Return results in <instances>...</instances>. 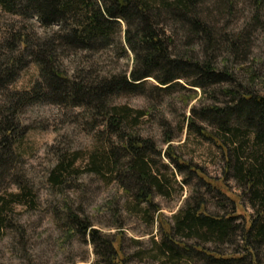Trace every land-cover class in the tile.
<instances>
[{"label": "rangeland", "instance_id": "1", "mask_svg": "<svg viewBox=\"0 0 264 264\" xmlns=\"http://www.w3.org/2000/svg\"><path fill=\"white\" fill-rule=\"evenodd\" d=\"M199 12L204 18L210 16V26L218 33L217 39L229 35L239 40L236 50L231 52L223 43L216 52L197 37L195 46H186L189 37L184 38L177 30L178 25L173 26L171 22L167 25V32L174 40L171 52L195 49V61L211 60L218 69L232 74L235 81L207 84L202 88L179 80L166 87L150 77L142 92L115 98L116 104L131 108L128 133L138 140H148L155 149L154 153L148 151L147 157L153 163L154 172L164 179L166 192L161 194L153 189L152 198L158 210L147 202H138V188L129 178L124 186L109 174L110 170L106 174L88 171L92 154L110 147L111 140L120 151L124 145L116 135L107 130L103 132L104 125H98L93 113L83 107L60 103L29 106L22 119L30 130L16 145L20 155L17 173L29 183L37 201H31L29 196L23 198L25 205L14 203L9 192L16 187L10 183L4 186L8 189L3 191L8 209L6 212L0 209L1 216L7 218L2 223L0 217V264H117L116 259L112 262L106 240L114 241L119 247L121 264H219L185 251L168 254L165 253L168 249L160 251V248L165 240L164 231L175 224V215L198 201H203L213 214L234 211L232 199L238 202V213L249 217L255 212L244 184L234 177V171L225 174L224 150L201 132H224L214 123L209 110L230 102L232 95L226 93L227 89H246L264 95V0L260 5L256 0H203ZM16 20L0 11V39L5 26ZM35 25L42 35L57 29V26L43 28L36 22ZM122 27L126 28L124 22ZM117 50L100 52L93 67L86 61L90 53L71 51L63 58V69L69 75L78 74L81 68L129 73L136 54L126 46V54L118 57ZM39 79L40 68L31 63L12 88L29 90ZM195 82L205 81L195 75ZM139 110L144 116L139 117ZM168 137L172 139L175 153L190 168L179 171L166 156ZM76 152L79 158L75 165L62 170L64 183L49 181L59 158L64 154L68 162ZM191 168L202 171L226 194L208 185ZM92 231H96L94 235ZM173 239L184 246L203 242L178 233ZM236 240L201 244L230 254L240 250L241 241ZM258 251L257 264H264V246Z\"/></svg>", "mask_w": 264, "mask_h": 264}, {"label": "trees", "instance_id": "2", "mask_svg": "<svg viewBox=\"0 0 264 264\" xmlns=\"http://www.w3.org/2000/svg\"><path fill=\"white\" fill-rule=\"evenodd\" d=\"M256 2L260 5L262 0ZM201 3L203 0H0V11L17 18L16 22L5 26L0 39L2 211L8 209L3 191H8L5 187L9 183L16 187L9 192L14 203L25 205L23 198L29 196H32L31 201H37L29 183L17 173L20 155L16 145L30 130L22 119L25 109L43 103L83 107L97 117L98 125H104L103 132L107 130L121 139L124 142L122 153L111 140L110 147L92 154L88 171L106 174V170H110L109 174L124 186L126 178H129L138 188V202H147L158 210L152 198L153 189L161 194L166 192L164 179L154 172L153 163L147 157V152L154 153L155 149L148 140H138L128 133L131 108L116 104L115 98L126 93L142 92L150 77L166 87L179 80H187L191 85L202 88L207 84L235 81L232 74L218 69L211 60L195 61V49L177 53L170 50L174 40L167 32V25L171 22L173 26L178 25L177 30L184 38L189 37L186 46H195L197 37L208 49L211 47L215 51L223 43L231 52L238 47L239 40L235 37L225 35L216 38L218 33L210 26V16L204 18L200 15ZM35 22L43 28L57 26V29L42 35L37 31ZM122 22L126 24L125 29ZM126 46L136 54L135 64L129 73L105 68L91 71L90 68H81L78 74L69 75L63 69V58L71 51L90 53L86 55V61L89 67H93L100 52L118 49L120 57L126 54ZM31 63L39 66L41 79L29 90L12 88L21 72ZM195 75L205 82H195ZM226 93L232 95L230 102L209 110L214 123L224 132L201 133L224 150L225 174L234 171V177L244 184L245 194L255 212L249 217L238 213V202L230 198L235 204L234 211L213 214L206 209L203 201H198L193 207L183 208L175 215V224L164 231L165 240L160 251L168 249L165 250L168 254L185 251L188 255L203 256L219 264H257L258 249L264 246V95L234 88L227 89ZM138 114L139 117L144 116L142 110ZM171 141L168 137L166 156L179 171L190 168L175 153ZM78 158L76 152L66 162L63 154L49 175V181L64 183L62 170L72 168ZM191 170L199 173L208 185L226 194L216 183L212 184L202 171ZM0 217L1 222L6 223L7 218L1 214ZM92 232L94 235L96 231ZM177 233L219 244L234 243L238 237L236 241H241V247L238 252L225 254L205 247L199 241L193 246H184L181 241L173 239ZM106 246L112 262L116 259V263L121 264L119 247L108 240Z\"/></svg>", "mask_w": 264, "mask_h": 264}]
</instances>
